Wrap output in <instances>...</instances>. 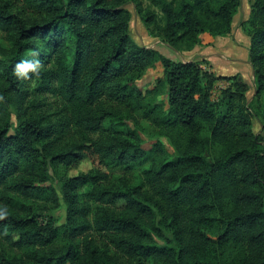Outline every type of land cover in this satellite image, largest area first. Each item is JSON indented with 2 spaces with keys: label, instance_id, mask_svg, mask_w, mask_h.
I'll return each mask as SVG.
<instances>
[{
  "label": "trees",
  "instance_id": "obj_1",
  "mask_svg": "<svg viewBox=\"0 0 264 264\" xmlns=\"http://www.w3.org/2000/svg\"><path fill=\"white\" fill-rule=\"evenodd\" d=\"M130 1L0 0V264H264V0H248L250 100L238 74L136 44ZM134 3L148 35L184 53L229 36L242 0ZM33 50L41 73L18 78ZM145 128L176 157L162 141L143 150Z\"/></svg>",
  "mask_w": 264,
  "mask_h": 264
},
{
  "label": "rangeland",
  "instance_id": "obj_2",
  "mask_svg": "<svg viewBox=\"0 0 264 264\" xmlns=\"http://www.w3.org/2000/svg\"><path fill=\"white\" fill-rule=\"evenodd\" d=\"M142 4L143 7L150 6V0H137ZM125 8L129 11L131 19L129 23V36L131 39L140 46H145L148 48H154L160 54L169 58L173 61H181V56L187 55L186 53H176L168 46L160 43L159 40L151 38L147 31L145 30L142 22L139 19V15L136 12V6L134 0H131L125 5ZM249 3L248 0H242V4L237 11V14L234 16L233 23H232V32L230 36L226 37H216V38H209L204 36L205 43L206 40L209 39L210 45L212 44L213 40L215 41V45L211 46V48H207L208 51H211L215 56H213V64L216 71L215 74H220L223 76H234L238 73L241 77L243 76V80L248 84L249 91L247 92L246 96L250 100L254 95V77L252 73L251 66L248 63V45H249V38L246 35L247 31L249 30V23H246V20L249 17ZM0 44L2 46H8L7 42L4 40L3 35L0 33ZM199 47V46H198ZM195 58V57H194ZM200 61V60H199ZM206 66V65H205ZM160 67L155 66L151 71H148L143 78L137 82V87L142 92L148 90L154 86V83L157 78H159L162 72L159 70ZM201 66L203 73H210V69ZM212 73V72H211ZM212 73V74H214ZM214 74V76H215ZM228 82L226 81H219L212 86V90L210 93V99L212 101H217L220 92L225 90L228 87ZM34 88V84H30V89ZM47 103L52 105L58 104L57 101L48 95L41 96ZM164 101L159 98V102ZM262 103L264 105V95L262 97ZM15 121H13L14 123ZM252 131L254 134H259L260 132V125L259 120L257 118L253 119L252 124ZM139 137L142 140V148L145 151L151 149V147L157 142L162 141L168 155L172 158L176 157V153L173 147L168 143L167 139L164 137H154L150 131L145 128L143 133L139 134ZM207 159L209 160L210 157L207 155ZM91 163L88 160H84L80 163L77 169H74L69 172V176H76L80 173H86L91 169ZM108 173L111 176H120L121 171L118 169L108 170ZM59 190V187L56 186ZM90 189L89 185H85L80 192L84 193ZM51 218L54 220L56 225V230L61 232L63 230V225L65 223V206H62L52 212L50 214ZM169 238V235H167Z\"/></svg>",
  "mask_w": 264,
  "mask_h": 264
},
{
  "label": "clouds",
  "instance_id": "obj_3",
  "mask_svg": "<svg viewBox=\"0 0 264 264\" xmlns=\"http://www.w3.org/2000/svg\"><path fill=\"white\" fill-rule=\"evenodd\" d=\"M31 55L32 59H22L15 64L14 71L18 78L28 79L29 73H33L37 76L41 73L43 62L39 59V51L33 50ZM3 214L5 213L0 212V215Z\"/></svg>",
  "mask_w": 264,
  "mask_h": 264
},
{
  "label": "crops",
  "instance_id": "obj_4",
  "mask_svg": "<svg viewBox=\"0 0 264 264\" xmlns=\"http://www.w3.org/2000/svg\"><path fill=\"white\" fill-rule=\"evenodd\" d=\"M231 35V34H230ZM229 35V36H230ZM215 40V39H214ZM213 40L212 44L210 45L209 39L206 40V43H204L202 46L196 47L194 48L192 51L190 52H184L187 55H183L181 56V61L182 62H188V61H199V60H204L208 63V66H204V67H212L210 69V71L212 73H214L215 68H214V64H213V56H215L211 51H208L207 48H211V46L215 45V41ZM195 57V58H194ZM156 66L160 67L159 70L162 72V68L159 64H157ZM207 68V69H208ZM215 74V73H214ZM238 74V73H237ZM215 76H223L220 74H215ZM243 78V76H242Z\"/></svg>",
  "mask_w": 264,
  "mask_h": 264
},
{
  "label": "water",
  "instance_id": "obj_5",
  "mask_svg": "<svg viewBox=\"0 0 264 264\" xmlns=\"http://www.w3.org/2000/svg\"><path fill=\"white\" fill-rule=\"evenodd\" d=\"M252 73H253V71H252Z\"/></svg>",
  "mask_w": 264,
  "mask_h": 264
}]
</instances>
